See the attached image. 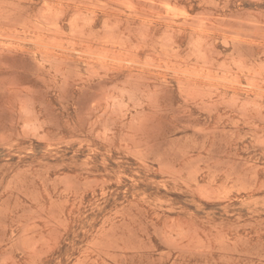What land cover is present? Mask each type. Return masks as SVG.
<instances>
[{"label": "rangeland", "instance_id": "obj_1", "mask_svg": "<svg viewBox=\"0 0 264 264\" xmlns=\"http://www.w3.org/2000/svg\"><path fill=\"white\" fill-rule=\"evenodd\" d=\"M0 264H264V0H0Z\"/></svg>", "mask_w": 264, "mask_h": 264}]
</instances>
